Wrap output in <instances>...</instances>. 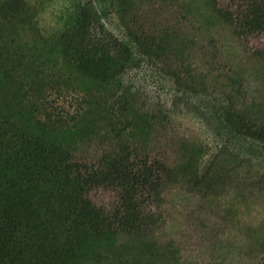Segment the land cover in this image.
Instances as JSON below:
<instances>
[{
	"label": "rangeland",
	"instance_id": "obj_1",
	"mask_svg": "<svg viewBox=\"0 0 264 264\" xmlns=\"http://www.w3.org/2000/svg\"><path fill=\"white\" fill-rule=\"evenodd\" d=\"M241 3L0 0V121L44 142L77 146L75 157L86 162L122 153L138 167L145 160L174 167L161 173L157 195L145 200V189L134 192L141 214L70 252V264L262 259L264 146L215 117L229 101L264 123V34L239 30L216 10L235 14ZM85 9L127 40L137 34L148 53L135 41L128 71L106 80L78 71L68 36L86 25ZM123 193L105 177L88 188L116 217Z\"/></svg>",
	"mask_w": 264,
	"mask_h": 264
},
{
	"label": "trees",
	"instance_id": "obj_2",
	"mask_svg": "<svg viewBox=\"0 0 264 264\" xmlns=\"http://www.w3.org/2000/svg\"><path fill=\"white\" fill-rule=\"evenodd\" d=\"M237 8L235 14L227 8L216 10L234 20L239 30L264 34V0H243ZM85 10L86 25L71 28L68 36L78 71L106 80L128 71L135 41L148 53L149 44L137 34L135 41L127 40ZM231 104L221 102L216 109L222 127L264 146V123ZM75 151L77 146L44 142L0 121V264H70V252L115 233L141 214L134 192L145 189V200L157 195L161 173L170 175L174 168L147 160L138 167L132 156L122 153L86 162L75 157ZM100 176L115 180L124 190L118 217L88 195L89 186ZM146 217L150 213L145 208ZM254 264H264V252Z\"/></svg>",
	"mask_w": 264,
	"mask_h": 264
}]
</instances>
